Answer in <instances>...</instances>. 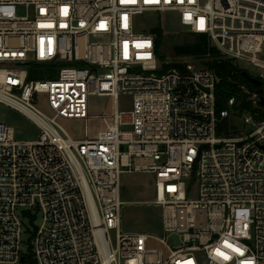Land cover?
<instances>
[{
    "label": "built area",
    "instance_id": "obj_1",
    "mask_svg": "<svg viewBox=\"0 0 264 264\" xmlns=\"http://www.w3.org/2000/svg\"><path fill=\"white\" fill-rule=\"evenodd\" d=\"M165 13L264 83V0H0V106L38 130L18 141L0 123V264H26L22 219L38 216L33 264H264V122L247 115L250 132L217 136L230 117L215 113L217 75L159 61L156 36L136 28V15ZM241 90L254 108L264 98ZM93 97L112 105L91 134ZM61 120L81 121L83 138ZM131 175L152 178L159 236L120 231Z\"/></svg>",
    "mask_w": 264,
    "mask_h": 264
},
{
    "label": "rangeland",
    "instance_id": "obj_2",
    "mask_svg": "<svg viewBox=\"0 0 264 264\" xmlns=\"http://www.w3.org/2000/svg\"><path fill=\"white\" fill-rule=\"evenodd\" d=\"M156 27H160L164 39L162 51L168 59L170 58L169 47L173 42L180 43L183 39L190 35L185 28L178 25V19L175 14H138L136 15V28L141 33H149ZM264 54V48H263ZM240 68L249 76L255 77L259 74V70L252 66L240 65ZM34 80H42L40 77L33 78ZM264 84V83H263ZM246 92L252 93L247 91ZM109 99L89 98L88 99V116L91 117L87 121V127L91 134H94L100 129V123L92 117L100 116L103 112L109 111L111 108ZM120 109H127L129 101L120 99L118 101ZM39 110L48 114V109L45 104L38 106ZM247 115H231L228 118L231 127H234L239 135L247 134L252 130V126L246 125L244 118ZM0 123L11 126L15 132V139L18 141H33L38 135L36 127L20 114L0 106ZM60 124L65 131L73 139L83 138V123L76 120H61ZM121 200L124 206L121 210L120 231L122 234H155L160 235V217L159 210L152 207V178L144 175H131L122 177L121 185ZM29 219H22L21 231V247L20 252L26 255L29 249V241L32 237L34 228L39 227L41 218L38 216L33 222ZM169 244L176 245V239H170Z\"/></svg>",
    "mask_w": 264,
    "mask_h": 264
},
{
    "label": "trees",
    "instance_id": "obj_3",
    "mask_svg": "<svg viewBox=\"0 0 264 264\" xmlns=\"http://www.w3.org/2000/svg\"><path fill=\"white\" fill-rule=\"evenodd\" d=\"M152 33L156 36L155 46L159 61L165 62L167 60L175 61L181 58H191L199 61L202 66L212 70L217 75L220 80L215 92V113L217 117H219L221 112L228 111L230 116L235 114L238 116L250 115L254 122H264V106L259 103L257 108H254L241 90L243 88L249 92H256L259 89L264 91V84L261 83L260 87L250 84L242 76L245 71L230 61L224 60L205 36L190 34L188 38L183 39L180 43L173 42L169 47L170 58L168 59V56L162 51L165 43L160 27L153 29ZM35 77L52 78L51 75H44L37 71L34 75H30L29 79ZM229 100H233L232 107L228 106ZM216 134L225 138L239 135L238 131L230 126L228 119L222 120L218 124ZM30 222H33L32 218ZM23 263L33 264L30 247L28 253L23 255Z\"/></svg>",
    "mask_w": 264,
    "mask_h": 264
},
{
    "label": "water",
    "instance_id": "obj_4",
    "mask_svg": "<svg viewBox=\"0 0 264 264\" xmlns=\"http://www.w3.org/2000/svg\"><path fill=\"white\" fill-rule=\"evenodd\" d=\"M242 76L250 83V84H252L253 86H255V87H260V85H261V82L260 81H258V80H256L255 78H253V77H251V76H249L247 73H242ZM262 90L261 89H259V90H257L256 91V94L257 95H259V96H261L262 95ZM260 105L261 106H264V98L263 97H260Z\"/></svg>",
    "mask_w": 264,
    "mask_h": 264
}]
</instances>
